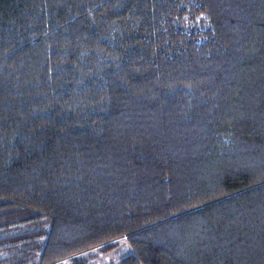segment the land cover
<instances>
[{
	"label": "trees",
	"instance_id": "trees-1",
	"mask_svg": "<svg viewBox=\"0 0 264 264\" xmlns=\"http://www.w3.org/2000/svg\"><path fill=\"white\" fill-rule=\"evenodd\" d=\"M264 264V0H0V264Z\"/></svg>",
	"mask_w": 264,
	"mask_h": 264
},
{
	"label": "rangeland",
	"instance_id": "rangeland-1",
	"mask_svg": "<svg viewBox=\"0 0 264 264\" xmlns=\"http://www.w3.org/2000/svg\"><path fill=\"white\" fill-rule=\"evenodd\" d=\"M113 248L109 251L101 250V247L93 248L88 250L87 254L91 255V261L94 264H111L117 263L121 253L131 251L129 244L125 237L118 238L112 242ZM67 264V261H64Z\"/></svg>",
	"mask_w": 264,
	"mask_h": 264
}]
</instances>
